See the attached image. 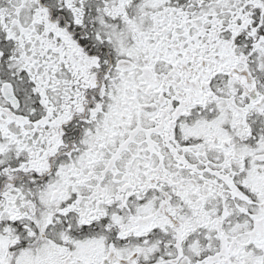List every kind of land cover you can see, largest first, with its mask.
<instances>
[{"label": "snow or ice", "instance_id": "snow-or-ice-1", "mask_svg": "<svg viewBox=\"0 0 264 264\" xmlns=\"http://www.w3.org/2000/svg\"><path fill=\"white\" fill-rule=\"evenodd\" d=\"M0 264H264V0H0Z\"/></svg>", "mask_w": 264, "mask_h": 264}]
</instances>
